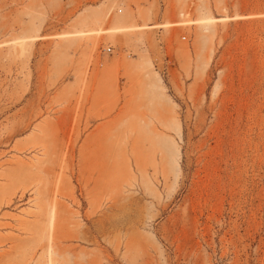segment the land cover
Masks as SVG:
<instances>
[{"label":"rangeland","instance_id":"1","mask_svg":"<svg viewBox=\"0 0 264 264\" xmlns=\"http://www.w3.org/2000/svg\"><path fill=\"white\" fill-rule=\"evenodd\" d=\"M0 264H264V0H0Z\"/></svg>","mask_w":264,"mask_h":264},{"label":"bare ground","instance_id":"2","mask_svg":"<svg viewBox=\"0 0 264 264\" xmlns=\"http://www.w3.org/2000/svg\"><path fill=\"white\" fill-rule=\"evenodd\" d=\"M124 30H127V29H124V28H118V29H116L115 31H116V32H123ZM174 156H176V153H175V152L173 153V160H174Z\"/></svg>","mask_w":264,"mask_h":264}]
</instances>
